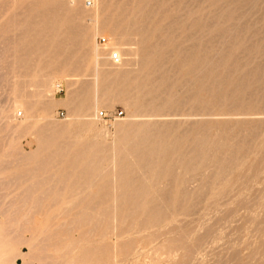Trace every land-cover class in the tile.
I'll use <instances>...</instances> for the list:
<instances>
[{
    "label": "rangeland",
    "instance_id": "374dc122",
    "mask_svg": "<svg viewBox=\"0 0 264 264\" xmlns=\"http://www.w3.org/2000/svg\"><path fill=\"white\" fill-rule=\"evenodd\" d=\"M70 1L0 0L8 261L264 264V0Z\"/></svg>",
    "mask_w": 264,
    "mask_h": 264
},
{
    "label": "bare ground",
    "instance_id": "6f19581e",
    "mask_svg": "<svg viewBox=\"0 0 264 264\" xmlns=\"http://www.w3.org/2000/svg\"><path fill=\"white\" fill-rule=\"evenodd\" d=\"M76 1L77 0H71L70 1V3H73V4H75L76 3ZM72 6V5H71ZM63 10V9H62ZM98 12V11H97ZM98 15L99 14H97V13H92V14H90L89 15V17L91 18V20H92V25H91V27L89 28V34H88V37H87V41H88V43H89V45L91 46V58H90V60L93 62V64L97 67L98 66V63H99V60H100V58H101V56H102V53H104V52H106V51H109V53L111 52V54L113 55V53L115 52V46L116 45H118L119 44V40H118V38H117V36H116V34H115V32H110V43L108 44V45H106V46H104V48H102V49H100L97 45H95L94 43H92V40H93V38L94 37H96V36H98L99 35V32H100V30H101V28H102V24L100 23V21H99V18H98ZM122 16V15H121ZM35 21V20H34ZM131 23V22H130ZM104 25H106V24H104ZM104 27V26H103ZM106 27V26H105ZM38 28V27H37ZM114 37H115V39H116V42H115V39H114ZM222 38V37H221ZM16 39V38H15ZM115 45V46H114ZM114 46V47H113ZM40 48V47H39ZM111 48V51L109 50ZM71 50V49H70ZM37 52V51H36ZM7 53V52H6ZM38 53V52H37ZM122 54L124 55L125 53H123L122 52ZM37 56V55H36ZM89 56V55H88ZM120 59V58H119ZM80 60V59H79ZM113 61V60H112ZM119 62H120V60H119ZM65 63V62H64ZM63 63V64H64ZM132 63V62H131ZM16 64V63H15ZM108 64V63H107ZM22 65V64H21ZM133 65H135V64H133ZM132 66V65H131ZM52 68V67H51ZM132 68H134L133 66L130 68V69H132ZM137 68V67H136ZM49 69V68H48ZM114 69V68H113ZM97 70V69H96ZM70 72V71H69ZM68 72V73H69ZM87 72V71H86ZM92 72H93V70H92ZM108 72L109 73H114V70H108ZM134 72V71H133ZM43 73V72H42ZM64 73V72H63ZM62 73V74H63ZM125 73H127V72H124V74ZM33 74V73H32ZM47 74V73H46ZM51 74V73H50ZM46 75V76H43V78H41V83H39L40 84V87H38L39 88V90H38V93H37V100L39 101V102H41L42 100H44V98L45 97H47V93L49 92L50 93V89H51V85H52V81H53V79H54V77H53V75ZM55 74V73H54ZM135 75V74H134ZM23 79V78H22ZM77 79V78H76ZM81 80V79H80ZM122 80V79H121ZM39 81V80H38ZM28 83V82H27ZM129 83V82H128ZM33 85V84H32ZM98 85H99V74L96 72V74L94 75V87L96 88V89H98ZM103 85V84H102ZM125 85V84H124ZM37 86H39V85H36V87ZM122 86H123V84H122ZM93 87V86H92ZM137 89V88H136ZM99 91V90H98ZM134 91V90H133ZM107 92V91H106ZM36 93V92H35ZM47 94V95H46ZM105 94V93H104ZM169 94V93H168ZM90 95V94H89ZM97 95V94H96ZM117 95V94H116ZM110 96V95H109ZM73 97V96H72ZM75 98V97H74ZM106 97L104 96L103 98H99L98 96H96L95 97V99H94V101L88 106V113H95V112H98V110H99V107L100 106H106V105H108V100H106L105 99ZM76 99V98H75ZM127 99H128V97H127ZM19 102L20 101H18V103L16 102V108H19V107H22L21 106V104H19ZM37 103V102H36ZM113 103V102H112ZM39 104V103H38ZM130 104V103H129ZM42 105V104H41ZM75 105V104H74ZM131 105V104H130ZM156 105V104H155ZM9 107V106H8ZM68 107V106H67ZM15 108V109H16ZM38 108V107H37ZM22 109V108H21ZM72 109V108H71ZM80 109H82V108H80ZM131 109V108H130ZM23 110H24V108H23ZM39 110V109H38ZM43 110V109H42ZM45 111V109L42 111V112H44ZM47 112V111H46ZM45 112V113H46ZM25 123L26 124H28V123H30V122H33V120L35 119L36 121L39 119L38 117V119H36V117L35 118H33L34 116H35V114H34V116H33V113L30 111V110H26L25 112ZM37 113V112H36ZM41 113V112H40ZM44 113V114H45ZM87 113V114H88ZM86 114V113H85ZM37 115V114H36ZM40 116V115H39ZM47 116V114H45L44 115V117H46ZM96 116H97V114H96ZM158 116V115H157ZM86 117H87V115H86ZM85 118V117H84ZM96 118V117H95ZM94 117L92 118V119H95ZM18 119V118H17ZM22 119V118H21ZM42 119V118H41ZM80 119V118H79ZM82 119V118H81ZM139 119V118H138ZM165 119V118H164ZM3 120V119H2ZM34 120V121H35ZM38 121H41V120H38ZM77 121V120H76ZM31 124H33V123H31ZM37 124V123H36ZM39 124H40V122H39ZM155 124V123H154ZM38 125V124H37ZM52 125V124H51ZM147 125V124H146ZM28 126H29V124H28ZM39 126V125H38ZM36 128V127H35ZM153 128V127H152ZM166 129V128H165ZM148 130V129H147ZM133 131V130H132ZM102 133V132H101ZM155 133V132H154ZM167 134V133H166ZM148 137V136H147ZM156 138V137H155ZM160 139V138H159ZM180 139H182V138H180ZM177 140V139H176ZM134 143V142H133ZM158 145V144H157ZM172 145V144H171ZM159 151V150H158ZM159 156V155H158ZM162 156V155H161ZM26 157V156H25ZM180 157V156H179ZM22 158V157H21ZM157 160V159H156ZM151 162V161H150ZM10 165V164H9ZM97 167V166H96ZM187 167V166H186ZM86 168V167H85ZM87 169V168H86ZM80 170H81V168H80ZM91 170V169H90ZM97 172V171H96ZM94 174V173H93ZM103 175H104V173H103ZM45 180V179H44ZM52 181V180H51ZM12 183V182H11ZM115 183V182H114ZM85 184V183H84ZM30 188V187H29ZM30 190V189H29ZM28 191V190H27ZM84 192V191H83ZM29 193V192H28ZM32 195V194H31ZM29 196V195H28ZM4 197V196H3ZM32 198H33V196H32ZM103 198V197H102ZM30 199V198H29ZM32 200V199H31ZM77 200V199H76ZM6 201V200H5ZM83 201H84V199H83ZM15 202V201H14ZM19 202V201H18ZM23 202V201H22ZM24 203V202H23ZM125 203V202H124ZM135 203V202H134ZM9 204V203H8ZM119 204V203H118ZM134 205V204H133ZM54 206V205H53ZM11 210V209H10ZM97 219V218H96ZM99 220V219H98ZM160 222V221H159ZM95 229V228H94ZM95 231V230H94ZM91 232H93V231H91ZM17 235V234H16ZM78 237V236H77ZM30 240V239H29ZM42 241V240H41ZM47 242V241H46ZM77 244V243H76ZM1 245V244H0ZM2 246H4V245H2ZM1 247V246H0ZM22 247V246H21ZM37 247V246H36ZM15 248V247H14ZM11 249H12V247H11ZM8 250V249H7ZM13 250V249H12ZM77 251V250H76ZM22 252V251H21ZM10 253V252H9ZM8 253V255H10ZM8 256H7V251L6 250H0V264H17V259L15 260V261H11V262H9L8 261V258H7ZM20 257V256H19ZM175 257H177V255H175ZM175 257H172V255H170L169 257H166V259H169V262H170V260L172 261V259H174ZM21 259V258H20ZM162 259V258H161ZM177 259V258H176ZM233 259H235V258H233ZM11 260V259H10ZM176 261V260H175ZM203 262V261H202ZM204 263V262H203ZM203 263H201V264H203ZM229 263V262H228ZM236 263V262H235ZM192 264V263H191ZM199 264V263H198Z\"/></svg>",
    "mask_w": 264,
    "mask_h": 264
},
{
    "label": "built area",
    "instance_id": "2783aa9c",
    "mask_svg": "<svg viewBox=\"0 0 264 264\" xmlns=\"http://www.w3.org/2000/svg\"><path fill=\"white\" fill-rule=\"evenodd\" d=\"M112 60H113V62H119V57H118V55L117 54H114V56H112ZM57 91L58 92H62L63 91V88H62V85L61 84H59L58 86H57ZM121 115V114H120ZM104 116V113H101L100 114V117H103Z\"/></svg>",
    "mask_w": 264,
    "mask_h": 264
}]
</instances>
